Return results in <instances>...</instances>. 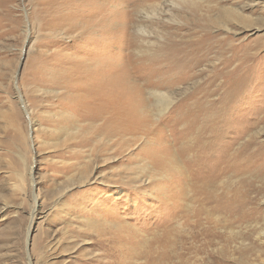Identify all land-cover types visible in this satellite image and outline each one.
<instances>
[{"label": "rangeland", "instance_id": "obj_1", "mask_svg": "<svg viewBox=\"0 0 264 264\" xmlns=\"http://www.w3.org/2000/svg\"><path fill=\"white\" fill-rule=\"evenodd\" d=\"M0 264H264V0H0Z\"/></svg>", "mask_w": 264, "mask_h": 264}, {"label": "bare ground", "instance_id": "obj_2", "mask_svg": "<svg viewBox=\"0 0 264 264\" xmlns=\"http://www.w3.org/2000/svg\"><path fill=\"white\" fill-rule=\"evenodd\" d=\"M80 24V23H79ZM71 25V24H70ZM126 53H124L125 55ZM99 58V57H98ZM97 58V59H98ZM124 58V57H123ZM126 58V57H125ZM104 60V58H102ZM236 59V58H235ZM234 59V61H235ZM106 61V60H105ZM89 62V61H88ZM97 61L89 64H85V66L88 68V70L84 69L82 71V75L86 79L85 84L80 87H74L75 92H77V95L74 96H68V103L67 107H77V109L80 110L81 114L90 115L94 119L101 120L102 126L105 127L104 129H108L113 132H118V130L121 129V126L123 125V119L127 118L129 115H134L133 117L138 115V104H134L132 106L133 101L129 99H124L123 96H121V92L119 88L121 85L125 82L120 81L119 79L112 77V85L111 90L106 91V87L108 85L107 76L105 75V72L101 69L95 68L94 64H96ZM81 63V62H80ZM102 64H104L102 62ZM108 64V63H106ZM79 65V64H78ZM109 65V64H108ZM84 66V65H83ZM106 66V65H105ZM116 66V65H115ZM78 67V66H77ZM85 67V68H86ZM131 67V66H130ZM69 68V67H68ZM81 68V67H79ZM83 68V67H82ZM129 68V67H128ZM127 68V69H128ZM107 70V69H106ZM134 71V70H133ZM129 72V71H128ZM117 74V73H116ZM237 71H230V75L234 77L237 75ZM54 79L59 80L61 83L62 81L64 83H70L72 81V75L68 74V71L62 74H57L53 76ZM128 79V78H127ZM131 80V79H130ZM147 80V79H146ZM129 81V80H128ZM130 82V81H129ZM128 82V83H129ZM133 82V81H132ZM149 82V80H148ZM142 83V82H141ZM146 83V82H144ZM127 84V83H126ZM134 84V83H133ZM132 84V85H133ZM140 84V83H139ZM143 84V83H142ZM129 85V84H128ZM135 85V84H134ZM141 85V84H140ZM150 85V84H149ZM131 86V85H130ZM136 86V85H135ZM142 88V87H141ZM146 88V87H145ZM148 88V87H147ZM146 88V89H147ZM72 89V91L74 90ZM70 90V89H68ZM67 92L69 93V91ZM143 90V89H142ZM232 90V89H231ZM139 91V90H138ZM137 91V92H138ZM144 92V91H143ZM156 92V90H155ZM133 93V91H132ZM141 93V92H140ZM65 93H62V95ZM144 94V93H143ZM156 95L160 99L159 106L165 107L169 106L171 104V97H169L166 93H153V95ZM136 95L139 96V93H136ZM145 95V94H144ZM131 96V93H130ZM135 97V95H134ZM140 96L139 98H141ZM144 97V96H143ZM147 97V96H146ZM67 99V97H65ZM128 98V96H127ZM138 98V99H139ZM132 99V98H131ZM144 99V98H143ZM142 99V100H143ZM149 99V98H148ZM140 100V99H139ZM220 100V99H219ZM218 100V101H219ZM122 104H126L125 106ZM132 106V107H131ZM64 107V106H63ZM151 107V106H150ZM168 107V108H169ZM127 108V109H126ZM159 108V107H158ZM167 108V109H168ZM147 109V108H146ZM62 112V111H61ZM65 112V111H64ZM161 112V111H160ZM68 112H66L67 114ZM145 113V112H144ZM148 113V112H147ZM69 114V113H68ZM108 114V115H107ZM147 115V114H146ZM65 116V115H64ZM69 116V115H68ZM70 117V116H69ZM79 117V116H78ZM130 117V116H129ZM138 118V117H137ZM142 118V116H141ZM133 119V118H131ZM143 119V118H142ZM136 120V119H135ZM145 121V120H144ZM90 122V121H89ZM96 124V123H95ZM93 124V125H95ZM99 124V123H98ZM145 124V123H144ZM91 125V124H90ZM101 126V125H100ZM99 126V127H100ZM144 126V125H143ZM135 127V126H134ZM145 127V126H144ZM137 129V128H136ZM112 134H115L113 133ZM128 132V131H127ZM133 133V131H132ZM135 134V133H134ZM136 135V134H135ZM139 135V133H138ZM208 137V136H207ZM71 166V165H70ZM66 167V166H65Z\"/></svg>", "mask_w": 264, "mask_h": 264}]
</instances>
